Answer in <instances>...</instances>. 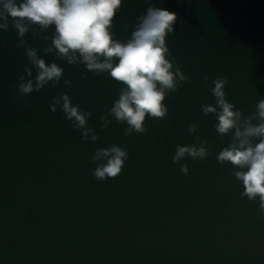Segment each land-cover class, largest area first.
<instances>
[{"label": "water", "instance_id": "obj_1", "mask_svg": "<svg viewBox=\"0 0 264 264\" xmlns=\"http://www.w3.org/2000/svg\"><path fill=\"white\" fill-rule=\"evenodd\" d=\"M154 2L178 13L167 44L192 83L169 94L167 117L146 119L145 134L126 137L125 125L115 122L101 130L99 117L121 85L107 74L81 79L83 65L44 56L45 43L31 31L25 41L64 73L58 87L34 91L27 104L17 100L13 85L28 60L16 47V31L0 30V264H264L258 201L242 197L231 166L217 162L231 137L218 135L215 116L201 111L214 104L205 76L209 83L227 77L226 97L244 116L264 98V0ZM146 7L144 0H123L117 38L130 37ZM62 91L91 112L95 144L83 141L59 109L50 111ZM192 123L195 134L188 132ZM195 135L208 141L212 155L186 157L184 175L172 157ZM112 144L124 146L129 159L116 178L97 181L90 157Z\"/></svg>", "mask_w": 264, "mask_h": 264}, {"label": "clouds", "instance_id": "obj_2", "mask_svg": "<svg viewBox=\"0 0 264 264\" xmlns=\"http://www.w3.org/2000/svg\"><path fill=\"white\" fill-rule=\"evenodd\" d=\"M122 2L0 0V30L16 31V47L24 48L28 60L24 74L19 75L13 85L17 90L15 98L27 104L24 98L34 91L58 87L64 73L60 64L47 62L37 48L25 41L24 37L31 31L34 39L41 38L45 43L46 46L39 50L44 56L52 55L68 65H83L86 71L81 73V79L86 78V72L97 76L107 74L121 85L118 97L107 113L99 117L101 130L115 122L125 125L126 137L145 134L146 119H165L168 115L165 101L169 94L184 83H192L167 44L168 37L174 34L178 13L157 6L154 0H144L146 10L131 25L130 37L119 39L114 28ZM128 27L126 24L125 30ZM204 82L214 104L201 105V111L204 115L215 116L218 135L231 137L230 143L216 153V160L221 165L231 166L232 176L243 187L241 196L258 201V211L264 220V98L257 102L255 112L244 116L226 97V76L219 74L210 83L205 76ZM63 84L70 88L72 81L63 79ZM48 107L52 112L59 109L69 127L81 132L83 141L93 144L98 141L97 131L88 124L91 112L73 104L70 95L60 92ZM188 132L197 133V125L189 124ZM194 140L191 145H177L172 157L173 164L178 165L184 175L189 173L187 165L181 162L186 157L203 161L212 155L207 140L199 135H195ZM128 159L129 153L124 146L112 144L96 148L90 157L96 166L89 171L97 181L116 178Z\"/></svg>", "mask_w": 264, "mask_h": 264}]
</instances>
